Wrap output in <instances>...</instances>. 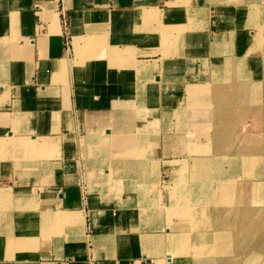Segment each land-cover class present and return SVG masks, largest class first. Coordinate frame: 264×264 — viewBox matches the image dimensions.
<instances>
[{
  "label": "crops",
  "instance_id": "1",
  "mask_svg": "<svg viewBox=\"0 0 264 264\" xmlns=\"http://www.w3.org/2000/svg\"><path fill=\"white\" fill-rule=\"evenodd\" d=\"M0 141V264H264V0H0Z\"/></svg>",
  "mask_w": 264,
  "mask_h": 264
},
{
  "label": "rangeland",
  "instance_id": "2",
  "mask_svg": "<svg viewBox=\"0 0 264 264\" xmlns=\"http://www.w3.org/2000/svg\"><path fill=\"white\" fill-rule=\"evenodd\" d=\"M38 142V145H36L38 148H41L40 145L45 146V143L41 140H37L36 143ZM19 145V144H18ZM13 143H7V142H1L0 141V149H8V147L10 148L8 151V154L6 156V153H4L5 157H10L12 155V147H13ZM3 150V151H4ZM2 156V155H1ZM2 159V158H1ZM5 159V158H3ZM246 161V160H245ZM247 163L253 164V165H257L258 163L261 162V160L259 158L256 157H252L250 158V161H246ZM5 198L4 194H0V202ZM62 214V213H59ZM64 215V214H62ZM150 238L153 239L154 243H152L151 246L145 247L144 245V250H147L149 253V250H151L154 246L155 248V244L158 245L159 243H161V241L157 238H155V236H149ZM146 240V238H143V241ZM203 241H205L203 239ZM148 243V242H147ZM191 237L187 236V235H167L166 238V244H167V248H166V252L169 254L168 257H166L165 260H168V264H176V260L183 257L185 254H189L188 252V248L191 245ZM164 255V253H163ZM171 259V260H169Z\"/></svg>",
  "mask_w": 264,
  "mask_h": 264
},
{
  "label": "bare ground",
  "instance_id": "3",
  "mask_svg": "<svg viewBox=\"0 0 264 264\" xmlns=\"http://www.w3.org/2000/svg\"><path fill=\"white\" fill-rule=\"evenodd\" d=\"M61 218L63 217L62 216V214H58ZM63 220V219H62ZM144 238H146V240H153L152 238H150V237H144ZM145 241V240H144Z\"/></svg>",
  "mask_w": 264,
  "mask_h": 264
}]
</instances>
